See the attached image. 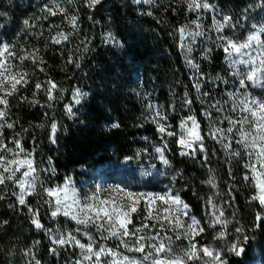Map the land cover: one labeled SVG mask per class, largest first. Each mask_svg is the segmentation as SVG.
Masks as SVG:
<instances>
[{
    "label": "trees",
    "instance_id": "1",
    "mask_svg": "<svg viewBox=\"0 0 264 264\" xmlns=\"http://www.w3.org/2000/svg\"><path fill=\"white\" fill-rule=\"evenodd\" d=\"M58 2L68 15L78 17L77 29L63 16H50L42 10L51 0H0V43L14 45L20 55L38 50L45 62L36 67L30 60L25 61L23 70L31 73V80L9 98L7 122L14 123V128L0 129L4 143L15 150L13 141L20 140L40 169L55 170L39 173L40 183L48 188L62 185L70 177L75 187L86 189L97 170L127 161L131 168L124 166L125 170L145 171V176L136 179L139 192L173 189L179 193L191 215L206 227L201 243L223 248L224 241L212 237L224 230L229 244L236 242L243 247L240 256L224 248L226 264H264V224L255 219L260 206L250 202L255 190L244 180L248 172L244 167L246 157H230L209 137L204 139L206 159L199 151L195 156L180 155L176 137H161L148 108L149 104L157 105L167 117L161 122L177 133L180 122L189 116H195L206 132L209 122L202 115L206 109L221 119L209 106L227 100L238 83L230 74L225 53L217 46L219 34L213 18L222 22L224 16H230L236 27L229 25L222 34L243 41L253 24L264 22V0H208L215 11L200 14L198 23L204 35L196 37L194 44L186 42L191 44L189 58L198 65V71L186 62L181 48L184 42L179 29L197 16L187 10L184 0H153L148 4L101 0L91 8L87 0ZM61 30L71 35L61 44H53L51 36ZM49 78L62 90L54 93L58 98L49 101L44 91L33 97L36 81L44 83ZM196 82L207 96L196 92ZM77 91L81 93L80 103L74 104ZM248 91L264 98V90L249 85ZM32 100L39 103L33 104ZM69 104L73 105L71 117L65 111ZM230 106L231 102L226 107ZM52 123L57 125L55 143L51 139ZM220 126L227 128L228 124L224 121ZM164 141L168 143L167 166L155 152ZM233 147L239 148L235 144ZM210 177L215 180V188L207 182ZM14 192L18 188L11 182L0 185V264H75L81 250L66 245L53 254L50 249L56 246L49 234L35 228L28 207L18 203ZM209 197L224 212L226 229L221 225L207 227L210 213L215 211L207 205ZM26 200L28 206L39 211L45 229L53 234L57 230L61 234L72 232L87 243L86 237L75 232L73 221L62 215L51 217V205L45 203L49 197L39 185ZM236 228L242 232L237 233ZM90 231L95 235L94 229ZM97 241L109 246L116 243L99 241L98 237Z\"/></svg>",
    "mask_w": 264,
    "mask_h": 264
},
{
    "label": "snow or ice",
    "instance_id": "2",
    "mask_svg": "<svg viewBox=\"0 0 264 264\" xmlns=\"http://www.w3.org/2000/svg\"><path fill=\"white\" fill-rule=\"evenodd\" d=\"M71 3V0H68ZM101 0H87L88 7H94ZM139 3H152L153 0H135ZM189 12L197 13L196 19L191 23L196 26V31H188L187 28L179 29L181 39L191 38V43L196 42V37H201L204 32L198 21L201 12H214V5L208 0H184ZM50 16H63L73 29L78 28V17L68 15L65 8L58 0H51L42 9ZM151 15V12L148 13ZM47 19V16L43 17ZM214 19L217 46L225 53L224 59L228 64L230 74L237 78L238 87L228 93V99L217 100L209 106L210 109L221 115L217 120L209 110L202 115L208 119V130L205 132L195 116H189L180 124L179 133L170 130L165 121L167 117L155 104H149L152 110L151 122L156 124L157 132L161 137H176V143L182 151L180 155L195 156L197 151L205 154V137H209L219 143L230 157H246L244 167L248 172L244 180L254 188L250 196V202L255 201L260 206L256 212L257 222L264 224V98L257 97L248 91L252 88L264 90V22L253 24L252 30L243 41H237L223 35L225 28L231 25L232 18L224 16L223 21ZM26 25L28 21L24 22ZM71 32L58 31L51 36L53 44H61L67 41ZM114 39V38H111ZM14 45L0 43V129L14 128V123L7 122L10 108L9 98L17 94L21 88L28 85L31 73L23 70L25 61H31L36 67L45 63L38 55V50L24 51L22 55L14 51ZM181 48L185 52L186 62L198 71V65L193 63L189 54L193 51L191 44L183 43ZM71 59L69 63H71ZM79 67V64H77ZM44 71V68H40ZM220 80L221 77H216ZM227 84V80H223ZM46 84V86H45ZM193 87L199 95L207 96L201 92V85L196 82ZM44 91L49 101L58 97L54 95L59 91L58 85L50 78L42 83L36 81L33 97L37 92ZM81 93L77 91L73 96L74 104L80 103ZM27 100V97H22ZM39 103L36 100L30 101ZM231 102L230 108L226 107ZM190 104V100H186ZM51 107V104H49ZM73 105H65V111L71 117ZM231 112L233 115H227ZM226 121L227 128L220 125ZM190 124V126H189ZM118 127V125H113ZM56 123L51 125V139L55 143ZM15 150L9 148L0 134V185L11 182L19 189L14 192L18 203L28 207L32 214L31 223L36 229H41L49 234L51 243L56 247L50 249L55 254L58 247L75 246L81 250V256L75 264H226L223 249L240 256L243 247L236 242L229 244L226 231L221 230L212 237L213 240L224 241L223 248L213 247L211 244L201 243L200 240L206 231V227L195 216L191 215L189 205L184 202L178 192L168 189L163 192H137L128 190L119 185L109 188H97L90 194L81 195L71 178H66L62 185L54 188L43 187L40 183L41 171H55L52 168L40 169L32 158V152L27 151L20 140H14ZM238 145L234 149L233 145ZM168 148L167 141L162 147H156L155 152L160 161L167 166L169 160L165 156ZM213 188L216 187L214 178L207 181ZM43 194L49 197L45 203L53 205L50 215L53 219L62 215L71 220L77 226L75 232L81 233L87 238V243H82L72 232L61 234L59 230L55 234L51 229H45L40 222L39 211L28 206L26 197L36 193L37 187ZM2 199V197H0ZM207 205L215 211L210 213L208 228L221 225L226 229L228 221L222 219L224 212L216 208L213 198L209 197ZM216 212L219 214L217 215ZM95 230V235L90 231ZM241 233V228H236ZM115 241L114 246L97 241ZM238 239V238H237ZM247 239V237H245ZM36 264H40L36 261Z\"/></svg>",
    "mask_w": 264,
    "mask_h": 264
},
{
    "label": "rangeland",
    "instance_id": "3",
    "mask_svg": "<svg viewBox=\"0 0 264 264\" xmlns=\"http://www.w3.org/2000/svg\"><path fill=\"white\" fill-rule=\"evenodd\" d=\"M135 1V0H134ZM181 28H187L188 31L195 32L196 26L192 24L191 22L186 23L183 25ZM181 35V33H180ZM184 43L191 41L190 37H185L184 40H182ZM225 60V59H224ZM226 62V61H225ZM227 64V62H226ZM228 65V64H227ZM258 89V88H256ZM187 119V118H186ZM184 119V120H186ZM183 120V121H184ZM182 122V121H181ZM180 122V124H181ZM180 124H179V132L181 131L180 129ZM190 126V124H189ZM182 151V149L179 146V153ZM131 168L130 164L127 163V161H123L120 163L118 167L115 166H109L107 169L103 170H97L93 178L90 181V184L87 185L86 189H79L77 188L78 192L83 195V194H90L93 191H95L97 188H109L110 186H115L119 185L120 187H124L128 190L132 191H138L137 186H136V179L137 177H143L145 176V171H141L138 173V171L135 170H125L123 167ZM19 191V189H18ZM51 209L53 210V205H51Z\"/></svg>",
    "mask_w": 264,
    "mask_h": 264
}]
</instances>
